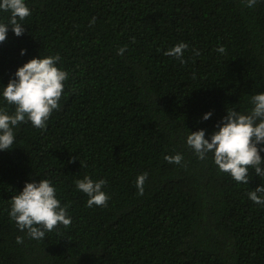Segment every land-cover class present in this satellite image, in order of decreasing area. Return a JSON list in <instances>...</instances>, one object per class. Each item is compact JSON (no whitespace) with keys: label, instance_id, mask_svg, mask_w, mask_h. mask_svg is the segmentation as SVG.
Segmentation results:
<instances>
[{"label":"trees","instance_id":"obj_1","mask_svg":"<svg viewBox=\"0 0 264 264\" xmlns=\"http://www.w3.org/2000/svg\"><path fill=\"white\" fill-rule=\"evenodd\" d=\"M25 2L24 34L9 27L0 43V109L14 112L3 87L33 58L59 54L69 78L47 129L23 123L0 151V264H264V205L248 197L264 179L250 169L237 183L186 143L201 129L210 141L227 109L247 114L264 93V0ZM180 42L185 64L164 54ZM177 153L179 165L164 159ZM85 176L106 181V207H87ZM43 179L72 224L37 241L9 211Z\"/></svg>","mask_w":264,"mask_h":264},{"label":"clouds","instance_id":"obj_2","mask_svg":"<svg viewBox=\"0 0 264 264\" xmlns=\"http://www.w3.org/2000/svg\"><path fill=\"white\" fill-rule=\"evenodd\" d=\"M258 0H246V6L254 8ZM0 10L10 12L7 23L0 22V43L6 41L9 27L19 37L24 34L25 26L21 23L31 16V10L25 0H0ZM94 23V21H93ZM186 43L180 42L165 51L166 56L173 57L181 64L187 63L183 59L184 51L188 49ZM124 48L118 54H123ZM224 54L226 49L219 46L216 49ZM26 50H21L24 55ZM199 55V52H196ZM61 60L59 54L33 58L19 67L15 78L10 79L3 87V98L8 105H14L15 110L9 113L0 109V151L11 150L15 143L14 129L21 124L30 122L33 127L42 131L47 129V123L54 111L60 108V100L64 93L65 82L69 73L57 67ZM250 103L253 107L247 114L235 109H227L211 135L205 138V130L190 132L186 143L193 149L201 160L207 159L212 153L214 163L219 170L230 175L237 183L248 184L252 179L250 169L255 175L264 179V93L252 96ZM212 113H206L204 120H208ZM168 163L181 164L183 156L180 153L166 155ZM148 174L142 173L136 178L138 195H143L144 185ZM76 187L86 194L87 207H106L110 197L102 190L106 181H94L88 176L77 180ZM248 197L256 204L264 205V184L248 193ZM68 205H61L57 198V189L52 181L43 179L38 182H27L23 190L11 198L10 218L15 221L20 231H27L29 238L43 241L46 233L58 229L61 225L68 228L72 220L67 211ZM17 243H23V237H17Z\"/></svg>","mask_w":264,"mask_h":264}]
</instances>
